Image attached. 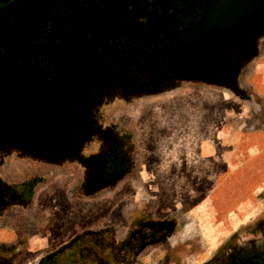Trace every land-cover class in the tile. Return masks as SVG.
I'll return each instance as SVG.
<instances>
[{"label":"rangeland","instance_id":"374dc122","mask_svg":"<svg viewBox=\"0 0 264 264\" xmlns=\"http://www.w3.org/2000/svg\"><path fill=\"white\" fill-rule=\"evenodd\" d=\"M0 264H264V0L2 5Z\"/></svg>","mask_w":264,"mask_h":264},{"label":"flooded vegetation","instance_id":"af4514ba","mask_svg":"<svg viewBox=\"0 0 264 264\" xmlns=\"http://www.w3.org/2000/svg\"><path fill=\"white\" fill-rule=\"evenodd\" d=\"M9 0H0V7L2 6V5H4L5 3H7Z\"/></svg>","mask_w":264,"mask_h":264}]
</instances>
